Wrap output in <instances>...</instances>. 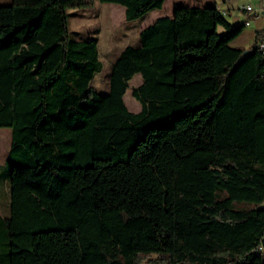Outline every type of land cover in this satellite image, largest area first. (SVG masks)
I'll return each instance as SVG.
<instances>
[{
    "label": "trees",
    "instance_id": "trees-1",
    "mask_svg": "<svg viewBox=\"0 0 264 264\" xmlns=\"http://www.w3.org/2000/svg\"><path fill=\"white\" fill-rule=\"evenodd\" d=\"M95 2L134 22L166 0L0 7V128L12 130L0 264H264L252 208L264 202V30L243 50L245 23L177 5L121 53L101 95L98 42L69 26Z\"/></svg>",
    "mask_w": 264,
    "mask_h": 264
},
{
    "label": "rangeland",
    "instance_id": "rangeland-1",
    "mask_svg": "<svg viewBox=\"0 0 264 264\" xmlns=\"http://www.w3.org/2000/svg\"><path fill=\"white\" fill-rule=\"evenodd\" d=\"M170 0L169 4H172ZM178 6L186 7H211L218 6L226 13L230 12L231 16L226 18L234 25L244 24L247 20H252L249 15H244L243 7L264 5V0H176ZM15 0H0V7H9L14 4ZM148 17V16H147ZM148 18L137 20L134 22H127L125 19V8L119 5L101 4L95 2L93 7L86 10H76L69 12V26L71 38L76 41H87L94 39L98 42L99 56L103 64L101 73L95 75L92 87L94 90L105 95L109 92L110 77L114 63L119 58L121 53L128 47H139L140 34L139 31ZM264 24V22H262ZM259 24L252 21L251 27H245L240 39H245L248 42H255L254 33ZM219 34L223 33L219 29ZM262 44L264 45V35L262 37ZM245 44H248L247 42ZM234 41L233 45L239 46L240 49L246 50V45ZM141 75H136L129 83V90L127 91L124 102L127 109L133 113L141 112V104L137 102L133 96L132 91L141 85ZM12 145V130L9 128H0V195H2L4 187L7 186L5 180L8 178L10 167L6 166L9 151ZM7 154V155H6ZM6 177V178H4ZM2 201H0V206ZM264 210V202L252 206ZM2 216L5 210L0 209ZM264 256V253H263ZM155 258V257H153ZM143 264H147L144 262Z\"/></svg>",
    "mask_w": 264,
    "mask_h": 264
},
{
    "label": "crops",
    "instance_id": "crops-1",
    "mask_svg": "<svg viewBox=\"0 0 264 264\" xmlns=\"http://www.w3.org/2000/svg\"><path fill=\"white\" fill-rule=\"evenodd\" d=\"M169 2H170V0H166V2H165V4H164V6H163V8L161 9V10H158V11H153V12H151L150 14H148L147 16H145L143 19H145V18H148L147 19V21H145V23H144V26L140 29V30H138L139 31V33H138V35L139 34H141L144 30H146L147 28H149L150 26H153L159 19H162V18H171L172 16H173V14H174V9H175V7L178 5L177 4V1L176 0H173L172 1V4H170V5H168L169 4ZM218 9H219V11H224V10H222L220 7H218ZM244 15H246L245 13H243ZM227 16H231V13L230 12H228L226 15H225V18L227 17ZM227 19V18H226ZM228 20V19H227ZM230 22V21H229ZM258 24H259V27L257 28V30H256V32H258L259 30H263L264 29V24L262 23V22H257ZM233 24V23H232ZM256 32L254 33V38H256ZM241 37H239L237 40L240 42V45L241 44H245L246 42L248 43V44H245L246 45V50H249L250 48H251V46L253 45L252 44V42L250 43V42H248V41H246L245 39H240ZM236 40V41H237ZM233 45V44H232ZM234 47H237V48H239V46H235V45H233ZM142 83H143V81L141 82V85H142ZM140 85V86H141ZM139 87V86H138ZM135 89V88H134ZM10 152V151H9ZM7 155V154H6ZM8 156H9V154H8ZM8 159V158H7ZM7 162V161H6ZM4 187V190H3V193H2V195H0V201H2V206H0V209H2V207H3V209L5 210V213H4V215H9V210H8V208H9V191H8V187L7 186H3ZM0 214H1V212H0ZM1 216H2V214H1ZM6 216V217H7ZM3 217H5V216H3Z\"/></svg>",
    "mask_w": 264,
    "mask_h": 264
},
{
    "label": "built area",
    "instance_id": "built-area-1",
    "mask_svg": "<svg viewBox=\"0 0 264 264\" xmlns=\"http://www.w3.org/2000/svg\"><path fill=\"white\" fill-rule=\"evenodd\" d=\"M242 12L245 13L246 15H249L252 19V20H247L245 22L246 27H251L252 21L264 22V5H258L256 7L253 6L243 7ZM222 13L223 15L227 14L225 11H223ZM260 48L264 52V45L262 43L260 44ZM259 250H261V248Z\"/></svg>",
    "mask_w": 264,
    "mask_h": 264
},
{
    "label": "bare ground",
    "instance_id": "bare-ground-1",
    "mask_svg": "<svg viewBox=\"0 0 264 264\" xmlns=\"http://www.w3.org/2000/svg\"><path fill=\"white\" fill-rule=\"evenodd\" d=\"M1 148V147H0ZM1 152V151H0Z\"/></svg>",
    "mask_w": 264,
    "mask_h": 264
}]
</instances>
